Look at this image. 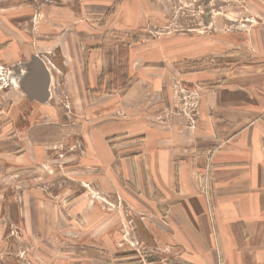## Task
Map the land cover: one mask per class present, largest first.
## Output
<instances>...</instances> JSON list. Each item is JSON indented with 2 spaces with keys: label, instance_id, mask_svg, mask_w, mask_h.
<instances>
[{
  "label": "rangeland",
  "instance_id": "obj_1",
  "mask_svg": "<svg viewBox=\"0 0 264 264\" xmlns=\"http://www.w3.org/2000/svg\"><path fill=\"white\" fill-rule=\"evenodd\" d=\"M147 1L144 20L129 27L115 29L103 15L107 57L99 85H90L61 53L41 52L52 69L50 96L24 102L28 123L23 127L15 125L12 109L24 101L14 93L20 75L14 64L0 65V141L13 145V155L25 153L31 124L47 131L39 140L49 141L39 146L31 167L11 175L18 207L0 212V264H207L208 252L193 260L191 245L174 242L170 198L137 179L130 185L121 161L112 172L101 166L98 152L88 151L92 142L109 149L125 143L128 139L112 127L130 119L138 129L129 135L135 140L169 130L184 154L187 148L194 153L198 144L202 169L195 174L194 193L204 197L212 224L216 259L210 264H225L214 220L213 157L234 142L229 134L218 137L215 125L260 135L264 151V0ZM44 21L40 12L36 23L40 27ZM44 32H34V43H48ZM123 48L131 50L120 57ZM113 81L132 82L118 83L121 90L132 86L131 94L108 91ZM207 122L213 141L201 145ZM131 145H123L126 152ZM141 145L136 141L129 153ZM186 165L176 164L179 173ZM29 186L37 187L38 195L32 198Z\"/></svg>",
  "mask_w": 264,
  "mask_h": 264
},
{
  "label": "crops",
  "instance_id": "obj_2",
  "mask_svg": "<svg viewBox=\"0 0 264 264\" xmlns=\"http://www.w3.org/2000/svg\"><path fill=\"white\" fill-rule=\"evenodd\" d=\"M146 2L148 3L147 0H140L136 5L135 0H0V65L14 64V69L20 75V84L21 76L27 73L22 68L32 63L33 58H40L46 68L50 93L52 69L41 57V52L52 50L61 53L65 62L73 61V64L67 65L84 72L90 85H99V75L106 66L104 62L107 57V51L103 47L102 31L106 29L103 26V15L107 14L106 20L113 28L129 27L136 21L144 20L141 14ZM40 12H45L46 21L39 27L36 21H39ZM35 31H46L44 36L50 39L48 43L40 42L39 39L34 43ZM44 43L52 47L46 50ZM130 50L121 49L119 56H128ZM23 63L25 66L21 65L20 68ZM110 74L113 76V73ZM107 75L105 73V78L100 81L101 86L105 85ZM122 78L129 77L124 75ZM118 83L131 85L132 82L113 81L108 91L127 90L124 94H131L132 86L121 90L122 85ZM14 93L24 96V101L12 108L15 110V125L23 127L28 123L23 113L24 102L36 99H32L20 85L15 87ZM237 93L240 95L243 92ZM209 101L212 102V97L207 99V103ZM143 126L145 128L146 123ZM112 128L128 140L111 149L105 143L98 145L92 142L88 151L98 152L101 166L112 172L113 165H118L121 161L122 173L131 182L130 185L137 179L140 185L149 190L156 186L160 196L170 198L172 220L176 229L174 242L191 245V252L195 250L192 253L195 254L193 260L197 253L205 250L208 252L206 263L210 264L216 259L212 247V224L206 213L204 197L194 193L197 188L195 174L202 169L198 144L194 153L187 148L184 154L180 142L175 141V133L172 135L169 130L170 134L145 133L135 140L133 135L129 136L138 131L134 119L122 123L119 121ZM211 128V123L207 122L206 134L201 133L198 138V142H203L201 145L213 141ZM225 128L221 129L217 123L215 125L218 137L229 134L230 142H234L231 143L232 149L218 152L213 157L216 190L212 196L215 202L214 220L218 242L226 259L225 264H264V151L261 148V136L254 133L243 135L241 130L234 132V126L232 128L230 124ZM43 130L35 129L33 124L28 127V140L25 141L27 151L20 155H13L12 144L0 141V195H6V200L2 201L0 198V212L13 213L17 209L18 204L13 201L16 199V181L11 179V175L31 167L29 161L38 156L39 146L49 145V141L38 138L40 133L41 136L42 133H47ZM148 130L150 131L149 128ZM136 141H142L141 150L129 153ZM128 143L132 145L126 152L123 145ZM102 146L106 150L103 151ZM182 161L187 165L179 173L176 164ZM26 192L33 198L40 190L29 186L26 187Z\"/></svg>",
  "mask_w": 264,
  "mask_h": 264
},
{
  "label": "water",
  "instance_id": "obj_3",
  "mask_svg": "<svg viewBox=\"0 0 264 264\" xmlns=\"http://www.w3.org/2000/svg\"><path fill=\"white\" fill-rule=\"evenodd\" d=\"M27 73L21 76L20 86L32 98L40 102L48 100L49 79L44 63L38 57L26 66Z\"/></svg>",
  "mask_w": 264,
  "mask_h": 264
}]
</instances>
